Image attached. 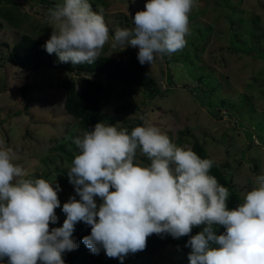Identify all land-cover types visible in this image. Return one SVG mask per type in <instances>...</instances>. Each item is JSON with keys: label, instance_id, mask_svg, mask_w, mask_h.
<instances>
[{"label": "rangeland", "instance_id": "obj_1", "mask_svg": "<svg viewBox=\"0 0 264 264\" xmlns=\"http://www.w3.org/2000/svg\"><path fill=\"white\" fill-rule=\"evenodd\" d=\"M23 33L99 54L132 52L169 90L149 99L140 87L113 82L104 109L112 119L86 132L64 109L60 83L72 78L79 90V79L89 74L27 73L8 63ZM192 81V88H181ZM111 103L126 109L116 113ZM137 124V156L125 169L115 161L121 152L111 137ZM195 139L261 219L264 0H0V201L30 207L52 222L99 219L143 181L162 191L175 172L173 152L188 150ZM132 141L127 136L123 145ZM53 250V245L3 238L0 264H49ZM198 253L195 247L167 246L151 256L125 253L123 264L139 258L145 264H194ZM233 264H264V234L256 226Z\"/></svg>", "mask_w": 264, "mask_h": 264}, {"label": "trees", "instance_id": "obj_2", "mask_svg": "<svg viewBox=\"0 0 264 264\" xmlns=\"http://www.w3.org/2000/svg\"><path fill=\"white\" fill-rule=\"evenodd\" d=\"M6 61L27 73L44 69L88 73L79 79V90L72 78L60 83L65 91L64 109L86 132L97 128L102 120L112 119L104 109L109 104L113 82L126 88L140 87L149 99L163 88L169 90L160 80L152 79L132 52L126 56L99 54L74 43L29 33H23L13 43ZM195 83L204 96L208 95L200 81ZM191 85L193 81L183 83L181 88L190 89ZM21 87V97L25 98L28 84ZM111 108L116 113L126 109L124 104L112 103ZM140 127L141 124L131 126L111 137L121 152L115 161L125 169L137 156ZM127 136L134 141L124 146ZM206 152L196 139L188 150L174 151L178 159L175 172L162 191L152 181H143L99 219L81 216L52 222L30 207L0 201V239L53 245L49 264H123L125 253L136 251L151 256L167 246L195 247L199 253L194 264H206L205 259L210 264H233L255 226L264 234V213L261 219L255 216L221 166ZM132 264L145 263L139 258Z\"/></svg>", "mask_w": 264, "mask_h": 264}, {"label": "clouds", "instance_id": "obj_3", "mask_svg": "<svg viewBox=\"0 0 264 264\" xmlns=\"http://www.w3.org/2000/svg\"><path fill=\"white\" fill-rule=\"evenodd\" d=\"M13 46V45H12ZM172 179V178H171ZM127 194V193H126Z\"/></svg>", "mask_w": 264, "mask_h": 264}]
</instances>
